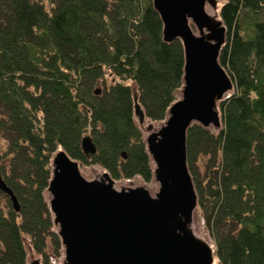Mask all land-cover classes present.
<instances>
[{"label":"trees","instance_id":"trees-1","mask_svg":"<svg viewBox=\"0 0 264 264\" xmlns=\"http://www.w3.org/2000/svg\"><path fill=\"white\" fill-rule=\"evenodd\" d=\"M220 16L234 88L217 131L189 126L187 162L218 264H264V0H224ZM184 63L152 0H0V170L20 203L0 189V264H27L25 238L46 263L63 254L45 196L59 146L115 179H153L130 83L163 121ZM86 134L95 153L82 148Z\"/></svg>","mask_w":264,"mask_h":264},{"label":"water","instance_id":"water-1","mask_svg":"<svg viewBox=\"0 0 264 264\" xmlns=\"http://www.w3.org/2000/svg\"><path fill=\"white\" fill-rule=\"evenodd\" d=\"M152 2L163 22L164 41L179 38L185 57L182 97L172 102L160 128L145 137L158 191L153 196L144 186L116 189L108 172L109 182L88 179L79 161L59 146L51 157L46 190L64 264H212L215 246L211 248L191 226L198 194L188 167L186 138L193 122L217 129L222 125L219 103L234 88L219 61L226 26L205 9L206 4L216 7L217 0ZM133 99L134 114L143 122L144 108L137 95ZM82 148L88 154L96 152L90 134L83 136ZM0 189L19 210V200L1 170ZM32 264L41 262L35 259Z\"/></svg>","mask_w":264,"mask_h":264},{"label":"rangeland","instance_id":"rangeland-1","mask_svg":"<svg viewBox=\"0 0 264 264\" xmlns=\"http://www.w3.org/2000/svg\"><path fill=\"white\" fill-rule=\"evenodd\" d=\"M223 2H224V0H217L216 7H214V8H217L219 4L222 5ZM221 5H220V7H221ZM219 13H220V10H219ZM220 18H221V16H220ZM190 25L192 26V29L194 30V32L198 33V29L196 28V26H195V24L193 23L192 20H191V24ZM130 84H131V87H132V90H133L134 94H137V85H136V83L135 82H131ZM181 97H182V88L180 87V88H178L176 90V98L180 99ZM135 120H136L137 125L140 127V129L144 133V136L146 137V133L141 128V122L139 121L137 116H135ZM153 122H155V124L158 126V128H160V126L165 121L163 120V121H153ZM211 129H213L215 131L218 130V129L214 128V127H211ZM7 147H8L7 140L4 137L0 136V153L5 152L7 150ZM152 164H153V167H155V163H154L153 160H152ZM79 168H80V171L82 170L84 172V174L87 175L88 179L94 178V173L96 171H98V170H101V171L104 170L105 172L109 173V171L107 169H105L103 166H101L100 164H81L79 162ZM110 176H111V174H110ZM113 179H115V178H113ZM129 179H131V180L133 179L136 182H144L145 184H147L151 188V192L153 193L152 194L153 196H155L156 192L158 191V189L156 190L157 182L155 180V177H153V179L151 181H145L141 176H134L133 178H129ZM118 180H127V179H118ZM46 192L48 193V191H45V194H46ZM194 213L195 214H194L193 220L191 222L192 228H194L200 234H202L208 240L207 242H209L210 244H213V241H212L210 235L208 234V232H207V230L205 228V225H204V222H203V219H202V215L200 214V211L198 209H196ZM24 240H25V247H26L27 254H28V256H27V264H32V261H34L35 259H39L41 264H64V250H63V254L61 256H55V255L52 254L51 257L48 260V263H46L44 261V258L42 257V255H40L39 253H37L33 249L32 245L30 244L29 238H25Z\"/></svg>","mask_w":264,"mask_h":264},{"label":"bare ground","instance_id":"bare-ground-1","mask_svg":"<svg viewBox=\"0 0 264 264\" xmlns=\"http://www.w3.org/2000/svg\"><path fill=\"white\" fill-rule=\"evenodd\" d=\"M220 5H218L217 8H214L212 7L211 5L209 4H206L205 6V9L207 11V13H209V15H211L213 18L215 19H220V13H219V10H220ZM190 24H191V19L189 20ZM152 124L153 125V128L151 130L148 129L149 125ZM141 128L144 130V132L146 133V136L148 135V133L150 131H153V130H158V126L155 124V122H153L150 118H148L147 116L145 117L144 121L141 122ZM60 148H62L60 146ZM81 173L87 178V175L84 174V172L81 170ZM111 177V176H110ZM92 179H97V180H103V181H106V182H109V176L106 175V172L103 170H98L94 173V178ZM156 180V179H155ZM157 184H156V190L158 189L159 187V183L158 181L156 180ZM113 186L116 188V189H128L130 187H138V186H144L146 187L149 192L151 194H153L151 192V188L145 184L144 182H136L134 181L133 179H127V180H118V179H114L113 180ZM155 184V183H154ZM153 184V185H154ZM155 190V191H156ZM46 198L49 199L50 195L46 192ZM195 214V213H194ZM57 228V226H56ZM193 229V232L199 237V238H202L206 241H208L202 234H200L197 230H195L194 228ZM211 248H214V245L213 244H210ZM212 264H218V260H217V257L214 255V258H213V261H212Z\"/></svg>","mask_w":264,"mask_h":264}]
</instances>
